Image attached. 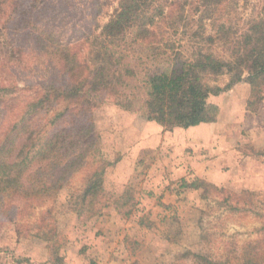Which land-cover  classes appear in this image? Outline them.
Returning a JSON list of instances; mask_svg holds the SVG:
<instances>
[{
  "label": "trees",
  "instance_id": "obj_1",
  "mask_svg": "<svg viewBox=\"0 0 264 264\" xmlns=\"http://www.w3.org/2000/svg\"><path fill=\"white\" fill-rule=\"evenodd\" d=\"M237 2L0 0V67L39 73L31 94H8L0 84V99L9 95L0 105V210L13 218L37 209L32 237L57 252L56 219L44 207L82 171L68 200L78 216L97 213L111 163L97 156L100 134L89 105L98 95L163 127L188 128L215 121L219 107L209 96L245 81L246 107L254 110L264 97V0L240 26ZM131 201L127 187L114 204L129 208ZM257 247L235 263L189 250L177 255L193 264H264V247Z\"/></svg>",
  "mask_w": 264,
  "mask_h": 264
},
{
  "label": "rangeland",
  "instance_id": "obj_2",
  "mask_svg": "<svg viewBox=\"0 0 264 264\" xmlns=\"http://www.w3.org/2000/svg\"><path fill=\"white\" fill-rule=\"evenodd\" d=\"M257 1L261 0H238L239 26L256 15ZM110 12L112 8L99 20L105 22ZM64 30L63 38L69 43V29ZM4 49L5 42L0 40V59L6 57ZM17 68L6 72L0 67V84L8 94H31L30 85L39 73ZM226 80L227 76H221L217 81L224 85ZM249 95V84L240 81L209 96V101L223 107L220 120L227 126L211 123L208 128L189 129L163 127L98 95L89 105L100 134L97 156L111 162L104 173L99 210L92 216H78L72 210L68 199L83 177L82 171L77 172L44 207L51 208L56 219L57 252L52 244L32 237L37 209L31 217L20 211L13 218L0 210V264H193L190 257L177 255L186 250L235 263L250 246L264 247V128L256 131L248 118L240 122L232 115L246 107ZM8 97L0 99L2 107ZM257 107H264V97ZM251 109L246 107L254 112ZM220 143H234L233 154L248 158L249 176L240 177L247 187L236 185L240 183L236 172L227 184L211 183L197 174L204 160L212 157L211 147ZM256 169L262 172L257 180ZM127 187L131 206L117 208L114 199Z\"/></svg>",
  "mask_w": 264,
  "mask_h": 264
},
{
  "label": "crops",
  "instance_id": "obj_3",
  "mask_svg": "<svg viewBox=\"0 0 264 264\" xmlns=\"http://www.w3.org/2000/svg\"><path fill=\"white\" fill-rule=\"evenodd\" d=\"M223 110H224L223 107H219V112L217 114L215 121L209 122V123H201L195 126H190L188 127V129L193 128V127L200 128L201 126L204 128L205 127L208 128L207 126L211 125V123L218 125L219 128L221 125H223L224 127L227 126V124L224 121L220 120L221 116L223 115ZM232 115H234L233 120H236L237 118H239L240 122H243L245 121L246 118H248V121L252 122L253 126H255L256 131L257 129H260L261 127L264 128V123H263L264 107H257L254 110V112H250L246 110V107H242V108H239L236 112H233ZM250 125L251 124H249V126ZM233 145L234 143H225V144L220 143L218 146H216V148L211 147L212 157L204 160L203 167L197 170V174L203 179H205L206 181H209L215 184H227L226 182L227 181L229 182L232 172L237 173L238 179H240V177L246 178L247 176H249V174H247L246 169H245V165L249 163L248 158L242 159L243 157L238 156V154L236 153L233 154V152L231 151V149H233L234 147ZM227 159H229L230 162H228ZM192 164L198 165L196 162L194 163L192 162ZM252 164L253 163L251 162V165ZM223 166H227V169L224 170ZM256 170L257 171L254 174V176L256 177L255 180L260 179V177L262 176V172L259 169H256ZM243 184H244L243 180L240 179V183H237L236 185L239 187L240 186L243 187ZM248 185L249 184L247 183L244 184L245 187H247Z\"/></svg>",
  "mask_w": 264,
  "mask_h": 264
}]
</instances>
